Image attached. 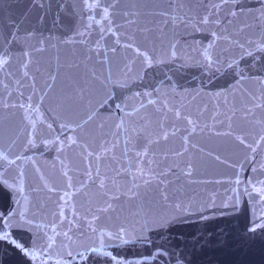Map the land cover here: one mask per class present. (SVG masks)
Masks as SVG:
<instances>
[{"label": "snow or ice", "instance_id": "6c2138e0", "mask_svg": "<svg viewBox=\"0 0 264 264\" xmlns=\"http://www.w3.org/2000/svg\"><path fill=\"white\" fill-rule=\"evenodd\" d=\"M0 264H264V0H0Z\"/></svg>", "mask_w": 264, "mask_h": 264}, {"label": "water", "instance_id": "95a60500", "mask_svg": "<svg viewBox=\"0 0 264 264\" xmlns=\"http://www.w3.org/2000/svg\"><path fill=\"white\" fill-rule=\"evenodd\" d=\"M9 2L12 3L14 2V0H9ZM198 227H199L198 224L182 225L177 228V231L184 233H191V232H195Z\"/></svg>", "mask_w": 264, "mask_h": 264}]
</instances>
